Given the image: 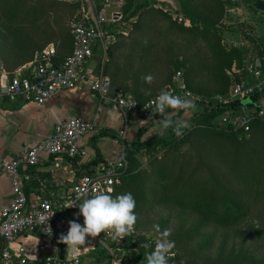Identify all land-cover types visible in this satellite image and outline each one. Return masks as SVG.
<instances>
[{"label": "rangeland", "instance_id": "obj_1", "mask_svg": "<svg viewBox=\"0 0 264 264\" xmlns=\"http://www.w3.org/2000/svg\"><path fill=\"white\" fill-rule=\"evenodd\" d=\"M131 1L133 6L146 4L143 8L142 6L139 8H142L139 11H142L140 14L143 15L141 23L144 31L143 35H145V38H140V41L143 40L141 45L145 46L144 43L148 40L149 45H147L148 48L144 52L131 51L129 46L124 45L120 54L123 55L121 65L126 73H146L152 75L158 82L163 79L165 81L170 76L173 83H176L175 77L178 65L183 62L184 65L180 68L185 72L188 88L191 91L200 90L207 93L206 95L219 94L221 84L224 85V83L218 74L214 72V67L219 63V58L216 57V50L213 46L215 42L209 44L200 33L194 32L196 28H193V22L188 18L190 12L208 17L213 21H217V18L220 17L221 22L217 21L218 28L214 27L212 32L217 29L216 33L220 35L223 43L228 48L242 47L246 53L245 62L256 55L257 50L254 48V41L258 38L264 40V13L253 7V2L256 0H229V3L222 6V16L221 8L214 1L207 3L196 0V4L193 5L188 0ZM30 4L33 5L34 3L31 1ZM58 6H51L48 8V15L34 22L19 23L9 20L1 7L0 48L4 46V43L6 45L15 41L16 34H20L21 40L30 36L39 44L44 45L45 48L51 45L57 46L58 41L60 42L65 37L64 32L63 36L59 35L60 29L62 28L63 31L69 29V19L72 14L71 9L62 5ZM150 7H153L152 10L147 9ZM111 9L109 7L106 9L107 17H110ZM153 9H157V11ZM170 19L178 25L182 23L190 29L183 31L177 25L172 24ZM119 23L107 25L106 28L111 31L116 30ZM149 28H153V31H146ZM55 31L58 35L52 38L51 35ZM153 33L155 34L153 35ZM65 38L67 39V37ZM70 41L68 38L65 43ZM100 44L96 46V51L102 49ZM232 67L236 69V64H233ZM175 86L176 84L172 86L173 90H175ZM148 88L150 92H153V81L148 84ZM149 91L145 92V96L146 93H150ZM194 96L199 100L195 98L196 100L190 101L194 105L193 109L183 110L181 113L179 112L181 109H168L167 117L171 118L180 113L178 120L186 122L189 128L200 124L198 123L201 120L199 115L204 111L202 105L204 97L195 94ZM157 118L164 119L160 115V117L150 120H143V122H145L144 124L151 123ZM147 133L144 136V133L141 134V141H147L151 137L161 135L164 132H161L159 127L155 128L150 136H147ZM170 137L172 139L170 141L180 143L181 148L179 150H172L169 145L171 142L168 144L167 141L158 144L150 143L147 146L133 148L134 155L132 159L134 160L126 159L127 167L137 163V169H143L142 173L147 174L143 176L148 177L144 181H139L137 184L139 190L137 188L134 191L132 190L131 193L136 201L134 211L137 217L132 233L122 240L113 241L110 233H108V236V234L101 232L98 237L86 238L89 241L88 245L85 243V245L75 250H68L67 255L75 254L82 257L86 253H91L98 260L104 258V249L108 253L105 245L113 247L112 244H116L117 246H125L121 250L123 258L131 257L139 254L140 246L132 247L128 245L126 243L127 238L134 237L140 240L144 236L148 241L147 243L156 242L161 233L168 230L170 232L168 238L175 242V247L171 251L177 256L176 264L182 261H188V264L200 263L201 261L206 263L205 261L208 260H217L221 255L224 258L230 256V254L235 255L240 251L252 255L258 264H264V192L254 191L252 193L251 200L253 198H256V200L249 210L248 222L242 225L222 224L219 219L205 220L201 207L195 205L194 198L191 195L178 198L168 182L160 185L152 181V175L148 174L151 171V159L157 156L165 161L167 168H171L170 166L177 154L180 151H185L187 156L184 159H179L181 163L188 159L198 162V153L206 158L212 157L222 165H226L228 161L221 159L222 156L219 149H217L218 146H214L209 141L207 142L206 139L192 140L190 145L187 140H181V137L176 135ZM188 145L190 146L188 147ZM224 150L227 151L229 156H232L233 149L230 145L224 147ZM262 154H264V151H262ZM211 163L215 164L216 162ZM261 167L264 170V165ZM201 176L207 177V174L204 172ZM153 183L157 189L155 192L153 191ZM243 185L244 183H241L239 187ZM259 187L263 189L264 184ZM115 189L116 186L107 194L115 197L125 193L115 194ZM223 247L224 254H221ZM137 264H146V260L138 261Z\"/></svg>", "mask_w": 264, "mask_h": 264}, {"label": "trees", "instance_id": "obj_2", "mask_svg": "<svg viewBox=\"0 0 264 264\" xmlns=\"http://www.w3.org/2000/svg\"><path fill=\"white\" fill-rule=\"evenodd\" d=\"M31 1L34 3L33 5L30 4ZM188 1L192 3V5L196 4V0ZM202 1L207 3L214 1L217 3L221 8V16L223 13L222 6L229 3V0ZM55 5L65 6L72 11L69 19V29L63 31L61 28L59 32V35L62 36L64 32L65 37H67V39L69 38L71 41L65 43L67 40L65 37H63L60 42L58 41V45L55 46L56 53L52 57L54 66H59L72 53L73 36L71 34L70 23L74 17V13L79 9L80 3H63L58 0H0V8L2 7L5 16L12 22L18 23L34 22L48 15V8ZM141 6L143 8L146 4L133 6L131 0H124L122 17L115 22H120L119 26L116 30H112L114 40L107 48L104 73L110 77L109 91L115 95L119 93L130 95L142 104L158 95L161 91L173 89L172 86L174 84H176L174 91L180 92L182 89L178 87L177 81L173 83L172 78L168 76L165 81L163 79L159 82L154 78L153 92H150L148 88L149 83H146L144 80V77L147 76L146 73H126L124 67L121 65V58L123 55L121 56L120 53L124 45L129 46L131 51L144 52V50L148 48V40L145 41V46L141 45L143 40L140 41V38H145L141 23L143 15L140 14L142 11H139L142 9H139ZM152 8L153 7L147 9L152 10ZM153 10L157 11V9ZM188 18L193 22V28H196L194 32L200 33L209 44L215 42L213 46L216 50V57H218L220 61L217 58L219 63L214 67V72L218 74L219 78L224 83V85L221 84L220 91H218L219 94L226 95L230 90L229 86L231 87L233 83L237 81L249 79L250 82H255L254 76L247 70L249 63L254 60L253 57L245 62L246 53L243 51L242 47L234 46L228 48L225 43H223L220 35L216 33L217 29L212 32L214 27L218 28L217 21H219V23L221 22L220 17L217 18V21H213L208 17H202L190 12ZM170 21L183 31L190 29V27H185L182 23L178 25L175 21L171 19ZM146 31H153V28H149ZM154 34L155 33H153V35ZM57 35L55 31L52 33L51 37L55 38ZM15 36V41L6 45L4 43V46L1 45L2 47L0 48V65L9 72L10 77H14L16 75L15 71L19 67L33 61L35 59V54L45 48L44 45L39 44V42L35 41L30 36L22 40L20 39V34H16ZM263 47V39L258 38L254 41V48L257 50V55H262ZM233 64H236V69H233ZM183 65V62L178 65L177 74L181 73L185 90L195 95H203L204 101L202 105L204 106V111L199 115L201 120H199L198 123L200 124L185 129L184 135L181 136V140H187V143L191 145L192 140L206 139L207 142L209 141L214 146H218L217 149H219V153L222 156L221 159H225L228 163L222 165L212 157L206 158L199 153L198 162L188 159L184 163H181L179 159H184L187 154L185 151H180L173 160L170 166L171 168H167L163 159L154 156L150 162L151 171L147 172L152 175V181L156 184L162 185V183L167 184L168 182L169 186L174 189L178 198L191 195L194 198L193 202L195 205L201 207L205 220L219 219L222 224L242 225L248 222L249 210L256 200V198L251 200L252 193L254 191L258 193L264 192V187L263 189L259 187L261 184H264V170L261 167L264 165L262 164L264 162V154H262V151H264V118L259 115V111L263 109L259 101L264 93V88L262 91L252 94L248 98L249 101L248 99L245 101L236 100L230 103L229 106L216 105L213 103V95H206L207 93L200 90L191 91L190 88H188L185 72L180 68ZM210 70L212 69L210 68ZM24 74L27 77L30 76V67L25 70ZM147 91L150 93H146L147 95L145 96V92ZM243 103L247 104L249 108H252L248 130L234 123L219 124L214 122V119L221 112L229 108H240ZM182 111L181 109L179 112L181 113ZM180 113L169 119L173 121L178 120L181 115ZM159 120L161 119L157 118L153 122L145 124L141 129V133L145 132L150 126L160 124ZM164 133L151 137L147 141H141V135H139L135 141H125V158L127 160L133 158V148L135 147L140 148L150 143L158 144L162 141H167L168 144L171 142L169 145L172 150H179L181 148L180 143L177 144L176 142L170 141L172 140L170 136L175 135L172 130L168 129L166 133ZM104 135L115 136V132L114 130H108L100 133V136ZM190 145H188V147ZM227 145H230L233 149L232 156H229L227 151L224 150V147ZM96 152L97 154L100 153L97 147ZM211 162H216V165ZM136 164L137 163L130 167L128 165L126 171L122 175V182L116 185L115 194L123 192L132 193V190L134 191L137 188V190H139L137 185L139 181H144L148 178L143 176L147 174L142 173L144 171L143 169H137ZM204 172L207 174V177L201 176ZM241 183H244V185L239 187ZM156 190V186L153 183V191L155 192ZM147 242L144 236H142L140 240L134 237L127 238L126 243L128 245L132 247L140 246V249L138 255L124 257L122 260L123 264H137L138 261L146 260L147 253L155 246V242ZM144 244H148L150 247L145 248L142 246ZM112 246L118 254H121V250L125 247L124 245L117 246L116 244H112ZM120 248L121 250H119ZM223 251L224 247L221 254H224ZM103 253L104 258L98 260L95 259L94 255L91 253H86V255L82 257L98 263L109 262L110 255L105 249ZM176 262L177 256L172 253L169 264H176ZM205 262L207 264H258L252 255L244 251H240L235 255L230 254V256L224 258L221 255L217 260L214 259ZM206 263L201 261L200 263L194 264ZM179 264H188V261H182L179 262Z\"/></svg>", "mask_w": 264, "mask_h": 264}, {"label": "built area", "instance_id": "obj_3", "mask_svg": "<svg viewBox=\"0 0 264 264\" xmlns=\"http://www.w3.org/2000/svg\"><path fill=\"white\" fill-rule=\"evenodd\" d=\"M58 1L80 3L79 9L70 23L74 42L72 53L61 65L54 66L52 56L55 55L56 48L49 46L43 49L28 64V68L30 67L29 77L25 76L23 72H21L22 78L18 77L19 74L10 77L5 68L0 65V102L8 97L45 104L60 91L72 89L80 82L85 67L94 57L96 46L99 43L106 50L113 42L114 34L106 27L116 18L122 17L120 10L124 5V0ZM108 7L114 8L113 19L110 20L106 16ZM263 67L264 47L262 56L249 63L247 68L254 76L255 82L237 81L233 83L226 95H213V103L229 106L236 100L245 101L252 94L262 91L264 87ZM178 78H181V73L177 74L176 81ZM108 85V79L101 75L91 82V89L106 102H112L114 108L129 117L141 121L160 117L161 114L153 115L150 109L152 101L157 95L141 104L130 95L119 93L110 97ZM178 87L182 89L180 92L173 89L170 92L189 101L197 99L193 93L184 89L183 84ZM251 110L252 108L243 103L240 108H229L221 112L214 122L219 124L234 123L248 130ZM259 115L264 118V108L259 111ZM96 129L97 123L94 120L78 116L71 117L57 123L52 131L44 135L36 145L25 148L16 156H6L2 159L1 169L10 178L13 194L10 203L0 211V259L5 264H10L12 259L9 245L17 241L23 234L32 231L39 232L49 240L45 247L51 252L43 257L40 264H91L85 257L75 254L61 258L62 248L59 246V237L61 234L67 233L69 221L77 219L76 214L79 209L76 206L82 203L83 199L93 194H107L114 186L122 182V175L127 169V160L122 157L119 160L103 164L97 170L86 172L79 177L76 176L69 181L68 187L63 183L67 190L59 193L56 199L28 196L26 183L29 176L23 171L51 159L65 161L69 164V160H74L82 154L83 139ZM78 222L83 224L82 216L78 217ZM105 248L110 255V261L98 264H123V254H118L114 247L105 245ZM18 256L20 264H28L26 247L19 249Z\"/></svg>", "mask_w": 264, "mask_h": 264}, {"label": "crops", "instance_id": "obj_4", "mask_svg": "<svg viewBox=\"0 0 264 264\" xmlns=\"http://www.w3.org/2000/svg\"><path fill=\"white\" fill-rule=\"evenodd\" d=\"M111 8L110 17H107L109 20L112 18L114 10L113 7ZM120 12L122 14V9ZM120 19L116 18L109 25ZM53 47L55 48V46ZM100 50H95L94 57L85 67L82 79L74 88L60 91L45 104L8 97L0 102V211L10 203L13 196L10 178L1 169L2 159L6 156H16L25 148L36 145L44 135L52 131L57 123L78 116L96 121L97 129L83 139L82 154L74 160H69V164L65 161L51 159L23 171L29 176L26 189L30 197L56 199L59 193L67 190L66 187L70 185L69 181L74 177L97 170L110 161L125 158V141H135L142 134L141 129L145 122L125 115L122 111L114 108L112 102H106L91 89V82L101 75L108 79L110 85V77L104 73L107 49ZM261 56L256 54L253 59ZM29 63L19 67L15 71L16 75L24 73ZM109 85L108 95L116 96L109 91ZM259 102L264 108V93ZM159 127L160 124L150 126L143 132V136L147 132V136H150L151 132ZM108 130H114L115 136H100L101 132ZM96 147L100 152L98 154ZM63 183L66 184V187L63 186ZM48 243L49 240L37 231L23 234L17 241L9 245L12 257L10 264H20L18 252L21 247L27 249L28 264H40L43 257L51 252L45 247ZM86 244H89L88 240H86ZM59 246L66 249L65 256H68L67 245L60 243ZM89 263L98 264L91 260ZM0 264L5 263L0 259Z\"/></svg>", "mask_w": 264, "mask_h": 264}, {"label": "clouds", "instance_id": "obj_5", "mask_svg": "<svg viewBox=\"0 0 264 264\" xmlns=\"http://www.w3.org/2000/svg\"><path fill=\"white\" fill-rule=\"evenodd\" d=\"M146 83L154 80L152 75L144 77ZM148 108V106H145ZM194 105L187 99L172 94L170 91H161L152 101L151 112L153 115L161 114L164 119L160 121V131L166 132L171 129L177 136L184 135V130L188 124L184 121L169 119L166 115L167 109H193ZM77 219L69 221V229L66 234L59 237L60 243L67 245V250H75L85 245L86 238H95L101 232L111 234L113 241L122 240L130 235L136 223V201L133 195L124 193L115 197L109 194H93L83 199L78 206ZM83 217V225L78 222V217ZM170 232L165 230L160 238L155 242L154 248L146 255V264H169L172 255L171 250L175 247V242L168 237ZM149 248L150 245H142Z\"/></svg>", "mask_w": 264, "mask_h": 264}, {"label": "water", "instance_id": "obj_6", "mask_svg": "<svg viewBox=\"0 0 264 264\" xmlns=\"http://www.w3.org/2000/svg\"><path fill=\"white\" fill-rule=\"evenodd\" d=\"M253 7L256 8L258 11L264 13V0H256L255 2H253ZM18 77H19V78H22V77H23V74L20 73V74L18 75ZM177 82H178V85H179V86H182V84H183V80H182V78H178V79H177ZM248 101H249V99H248ZM245 103H246V102H245ZM65 253H66V249L63 248V249L61 250V258H64V257H65Z\"/></svg>", "mask_w": 264, "mask_h": 264}]
</instances>
